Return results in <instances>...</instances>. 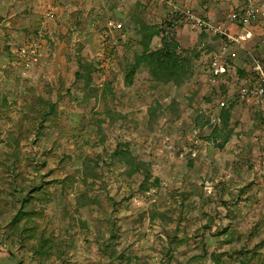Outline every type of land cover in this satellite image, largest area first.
Here are the masks:
<instances>
[{
	"label": "rangeland",
	"instance_id": "rangeland-1",
	"mask_svg": "<svg viewBox=\"0 0 264 264\" xmlns=\"http://www.w3.org/2000/svg\"><path fill=\"white\" fill-rule=\"evenodd\" d=\"M137 1L0 0V187L13 179L4 175L13 163L27 183L69 180L37 203L45 217L36 223L66 243L69 264H216L213 255L219 252L222 264H253L260 244L264 254V125L256 108L230 100L228 110L220 109L207 79L220 47L229 94L243 67L255 57L264 60V0H252L259 9L253 37L228 44L219 36H205L202 44L199 33L164 23L167 7L142 0L148 22L164 23V34L178 40L194 72L179 84H157L142 68L127 85V63L146 52L128 16ZM179 1L233 31L238 30L230 14L246 5ZM56 5L58 19L44 24L43 14ZM40 28L38 62L28 71L12 65L18 48L35 45ZM162 46V36L154 37L148 52ZM85 61L97 68L89 87L75 75ZM42 99L58 113L40 129L36 110ZM229 130L230 139L218 146ZM120 143L149 164L150 177L127 175L108 157ZM86 159L94 176L84 174ZM10 233L17 241L18 232ZM24 250L0 249V264H21ZM26 255L28 261L33 254ZM37 258L28 264H45Z\"/></svg>",
	"mask_w": 264,
	"mask_h": 264
},
{
	"label": "trees",
	"instance_id": "trees-1",
	"mask_svg": "<svg viewBox=\"0 0 264 264\" xmlns=\"http://www.w3.org/2000/svg\"><path fill=\"white\" fill-rule=\"evenodd\" d=\"M141 1L142 0L137 1L129 9L128 16L129 20L131 19L130 21L135 24L138 38L140 43L144 46L146 52L143 55H138L134 62L129 61L127 63V66L125 67L127 85L133 84L137 72H139L142 68L149 73L150 77L157 84H179L182 81L187 80L194 72L192 60L183 56L184 53L180 51V43L176 38L170 34H164V23L166 25L169 24L170 26H173L172 22L167 20L162 24H152L148 22L146 18V6L144 3L142 4ZM157 36H162L163 46L155 52H148L154 37ZM199 36L201 39L203 38L201 43L204 44L203 40L206 35L199 34ZM217 45H219V43L214 45V48L211 46L210 50H214ZM193 57L198 60L200 54L194 52ZM96 71L97 68L94 63L88 61L81 62L79 69L75 74L76 81H83L84 85L89 87L92 83V75ZM243 73L244 71H242V74ZM226 86L227 85L224 83L221 85L223 89L226 88ZM211 98L212 100H216V96L214 94ZM41 101L44 104L43 107L41 109L37 108L36 110V118H39L38 122L40 126L38 127L40 129L45 125L50 117L55 116L58 113V109L54 103H50L49 101L43 99ZM223 110L228 109L224 108ZM254 112L264 125L262 112L255 109ZM197 125L203 127L204 123L200 120ZM195 128L200 130L198 126ZM217 131L218 129L216 128L213 132L215 140L219 139ZM228 132L229 133L224 134L222 144L217 142L218 146H224V144L230 139L233 132L232 130H229ZM39 135L41 134L39 133ZM108 157L118 162L121 166H124L127 175L132 176L137 173H142L146 178L151 175L149 164L132 157L130 154V148L123 143H120L117 148L112 150L108 154ZM30 159L35 161L34 157H31ZM88 160L89 159L85 160L83 169L86 177L95 175V170H93L90 161ZM4 175L11 176L13 179L10 182L8 181L7 186L0 187V249L10 248L12 250L14 247L19 246L22 249H25L20 256L21 264H28L31 259H35L37 257L45 264H52L56 262V260H59V264H69L66 243L56 241L54 231H49L40 224H36L37 219H44L45 217V208L43 206H39L37 203H43L50 196L54 195V192L51 189L56 184L66 188L69 184V180L56 179L52 181H45L42 179L40 183H27L25 181V176L21 169L17 166V163L7 166ZM10 213L11 216H9ZM10 217L11 220L6 226H4L5 222ZM84 224L86 225L87 223ZM226 228L227 223L225 225V229ZM110 229L112 237H116L117 234L114 231L112 221H110ZM10 231L18 232L19 238L17 241L11 239ZM34 238H40V240L36 241L35 244L32 242ZM261 246L262 244L253 250V258L251 260L253 264L264 263V254L258 249ZM24 247H29V250H31V253L33 254L28 261L27 258L29 256L26 254L29 250H26ZM223 255L224 254L220 252L213 255L216 264H222ZM49 260H51V263H48ZM38 262L39 264H42L39 260Z\"/></svg>",
	"mask_w": 264,
	"mask_h": 264
},
{
	"label": "built area",
	"instance_id": "built-area-1",
	"mask_svg": "<svg viewBox=\"0 0 264 264\" xmlns=\"http://www.w3.org/2000/svg\"><path fill=\"white\" fill-rule=\"evenodd\" d=\"M150 1V0H149ZM152 1V0H151ZM161 7L168 8L169 21L174 26L185 28L191 32H197L209 36H219L226 39L227 43H241L246 39H250L254 35L255 22L259 16L257 3L252 0H244L245 6H238L237 10H233L230 14L229 22L231 21L238 31H233L226 28L223 24L214 23L211 19L199 14L192 6L182 4L179 0H156ZM50 7L49 13L43 14V23L46 19H58L56 10L59 9ZM111 25L116 29L122 27L120 22L110 21ZM45 24V23H44ZM43 28L37 32L35 45L24 46L18 48L16 61H12V65L18 63L22 69H28L35 65L39 58L37 55L38 45L44 40L42 34ZM108 33V32H105ZM222 48V47H221ZM219 48L215 59L208 66L207 83L212 91L216 92L217 102L220 109L229 107V102L232 104H241L249 108H256L262 112L264 118V60L259 57L253 58L248 67H243L244 73L239 77L237 89L233 94L228 93V89L223 91L221 87L223 79L228 73L227 65L221 60L223 49ZM225 75V76H224ZM226 84V83H224ZM227 85V84H226ZM227 87V86H226Z\"/></svg>",
	"mask_w": 264,
	"mask_h": 264
},
{
	"label": "crops",
	"instance_id": "crops-1",
	"mask_svg": "<svg viewBox=\"0 0 264 264\" xmlns=\"http://www.w3.org/2000/svg\"><path fill=\"white\" fill-rule=\"evenodd\" d=\"M238 7V6H237Z\"/></svg>",
	"mask_w": 264,
	"mask_h": 264
}]
</instances>
